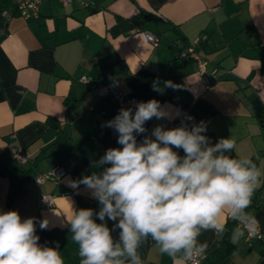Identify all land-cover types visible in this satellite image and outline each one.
Returning <instances> with one entry per match:
<instances>
[{"label":"crops","instance_id":"obj_1","mask_svg":"<svg viewBox=\"0 0 264 264\" xmlns=\"http://www.w3.org/2000/svg\"><path fill=\"white\" fill-rule=\"evenodd\" d=\"M87 1L41 0L37 18L0 16V211L34 218L39 243L50 247L52 230L69 223L79 197L97 201L83 185L70 182L99 174L106 166L97 162L106 150L121 147L118 134L104 126L117 113L114 101L97 95L100 81L116 82L126 96L155 99L165 109L166 118L148 121L138 142L151 137L156 126L168 129L187 115L189 130L205 126V147L232 138L235 148L224 155L248 159L255 167L264 158V0ZM138 29L158 35V46L146 43ZM194 43L206 74L183 55ZM83 76L88 82L80 80ZM19 151L28 162L14 158ZM54 165L66 175L34 181ZM43 193L55 195L53 208H39ZM252 198L246 212L264 228L261 189H254ZM224 216L222 232L201 230L197 238L207 244L202 261L210 254L213 260L205 264H264L259 241L244 252L230 244L236 227L228 226L227 210ZM42 220L48 221L46 230L39 228ZM137 251L143 264H174L150 235ZM121 259L129 264L127 257ZM175 264H188L183 252Z\"/></svg>","mask_w":264,"mask_h":264},{"label":"clouds","instance_id":"obj_2","mask_svg":"<svg viewBox=\"0 0 264 264\" xmlns=\"http://www.w3.org/2000/svg\"><path fill=\"white\" fill-rule=\"evenodd\" d=\"M166 116L155 99L122 108L104 124L118 134L121 147L106 150L97 162L106 166L99 174L70 182L77 188L83 185L101 205L97 213L80 209L69 218L80 264H124L123 257L129 264H143L137 250L149 235L174 264L181 252L184 261L192 260L207 249L206 243H197L201 230H224L226 210L233 220L247 217L245 227L259 235V221L245 211L259 170L248 159L224 155L235 148L232 138L205 147L203 123L190 130L185 125L156 126L151 137L138 142L148 121ZM106 220L118 221L113 225L120 229L118 242ZM39 228L46 230L48 221H40ZM39 241L34 218L22 219L17 210L0 211V264H64L59 242L50 247Z\"/></svg>","mask_w":264,"mask_h":264},{"label":"built area","instance_id":"obj_3","mask_svg":"<svg viewBox=\"0 0 264 264\" xmlns=\"http://www.w3.org/2000/svg\"><path fill=\"white\" fill-rule=\"evenodd\" d=\"M64 3H69L72 1H79L83 5H87V0H61ZM41 0H17L14 5V12L17 15L24 17L25 19H32L37 18L39 16V9H40ZM13 14L8 10H3L1 12V16L5 19H8ZM142 38L146 43H149L153 47H157L160 42V37L148 30L138 29ZM194 45L187 46L184 48L183 55L194 60L197 64L198 70L202 74H206L205 70V60L200 56L197 52L196 47ZM217 69L214 67L210 70V74L215 75ZM206 82H208V77H205ZM82 82H88L86 77H80ZM96 93L101 98H110L112 101L115 102V112L118 114L122 108H135V105L138 102H143L138 98L128 97L126 96L123 91L119 88L116 82H106L100 81L95 86ZM190 122V117L187 115H181L177 117L175 120L169 123L168 129L176 128L181 125H185L188 127ZM14 158L21 162L26 163L28 162V156L23 151L16 152L14 154ZM66 175V169L61 167L60 165H54L49 170L43 173H37L34 176V181L36 183H44L46 181H58L62 177ZM39 208L40 209H50L55 206V195L51 193H43L39 196ZM250 223L247 217H242L239 221H237L236 228L239 229L240 233L243 232L241 235L242 241L245 242L249 247L252 246L254 241H259L264 247V228L259 224L258 232L259 235L250 234L247 228L245 227ZM202 256L201 255H193L192 260L188 261V264H201Z\"/></svg>","mask_w":264,"mask_h":264},{"label":"trees","instance_id":"obj_4","mask_svg":"<svg viewBox=\"0 0 264 264\" xmlns=\"http://www.w3.org/2000/svg\"><path fill=\"white\" fill-rule=\"evenodd\" d=\"M3 10H8L12 14H15L14 12V5L9 4V0H0V16L1 12ZM199 53V52H198ZM1 85V84H0ZM175 150V149H174ZM179 151V154L181 156L184 155L183 150H177ZM225 154V152H224ZM22 188H20L18 191H21ZM101 205L98 203V201L95 202H89L87 200L82 199L79 197L77 199V207L76 211L80 209H92L94 210V213L99 212ZM246 211V210H245ZM98 223L101 221L97 220ZM108 225V227L112 230L111 234L113 236L114 241H119V232L120 229L114 228L113 225L114 223L110 220L105 221ZM228 226L230 228L236 227L237 226V220H231L228 223ZM52 235H53V241L51 244V247L56 246V242H59V251L61 253V256L64 259V264H80V257L78 254L79 251V246L72 240V233L70 231V225L69 223L62 229L56 228L52 230ZM213 260V255L207 254L205 257V260L201 261V264H205L207 261H212ZM261 262L264 263V250L261 252Z\"/></svg>","mask_w":264,"mask_h":264},{"label":"water","instance_id":"obj_5","mask_svg":"<svg viewBox=\"0 0 264 264\" xmlns=\"http://www.w3.org/2000/svg\"><path fill=\"white\" fill-rule=\"evenodd\" d=\"M256 169L259 170V176L257 177V181H256V190H260L261 189V196L264 197V158H261L257 165H256ZM254 201V198H252V202ZM259 201V199H255V203H257ZM251 202V203H252ZM227 235V232H225L222 236V240L225 239ZM241 239V234L238 228H235L231 231L230 233V238H229V242L232 245H236L238 246V249L241 252H244L246 250H248L249 246L243 242L240 241ZM220 247V245H215L211 250L210 253H213L215 250H217Z\"/></svg>","mask_w":264,"mask_h":264}]
</instances>
